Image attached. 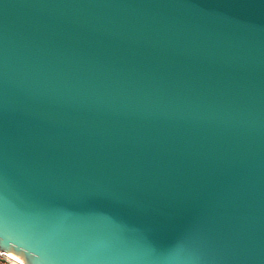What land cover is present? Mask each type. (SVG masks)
<instances>
[{
	"label": "water",
	"instance_id": "95a60500",
	"mask_svg": "<svg viewBox=\"0 0 264 264\" xmlns=\"http://www.w3.org/2000/svg\"><path fill=\"white\" fill-rule=\"evenodd\" d=\"M0 250L264 264V0H0Z\"/></svg>",
	"mask_w": 264,
	"mask_h": 264
},
{
	"label": "built area",
	"instance_id": "2783aa9c",
	"mask_svg": "<svg viewBox=\"0 0 264 264\" xmlns=\"http://www.w3.org/2000/svg\"><path fill=\"white\" fill-rule=\"evenodd\" d=\"M0 264H26L6 251L0 250Z\"/></svg>",
	"mask_w": 264,
	"mask_h": 264
}]
</instances>
